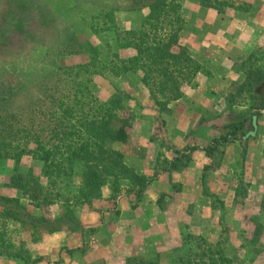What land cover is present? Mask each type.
<instances>
[{
	"label": "rangeland",
	"instance_id": "rangeland-1",
	"mask_svg": "<svg viewBox=\"0 0 264 264\" xmlns=\"http://www.w3.org/2000/svg\"><path fill=\"white\" fill-rule=\"evenodd\" d=\"M225 1L230 6H222L223 12L219 13L201 6L198 0H177L185 21L180 44L189 48L184 44L186 34L206 30L213 21H264V0ZM148 13L147 8H136L132 0H0V106L5 107L7 112L15 110L11 112H15L18 118L36 121L44 129L47 123L40 114L46 111L50 103L59 108L62 103L60 94H63L68 81L62 77L59 67L89 62L86 53L92 52V46L101 56V59L98 57L99 63L93 64L94 74L107 72L101 66V61L113 60L116 56L126 58L133 54L119 47L113 31L118 30L123 34L138 29ZM106 21L115 23L104 28ZM189 50L201 65L198 75L209 76L212 65L207 49H199L195 53L191 48ZM252 55L254 58L248 62L249 54L225 63L223 68L245 72L252 65L264 71V44ZM244 62L246 65L242 64ZM198 75L186 92L195 85ZM94 81L103 101L119 89L120 93L131 98L127 102L132 113L130 133L143 132L145 135L148 130L153 140L160 141L158 144L164 154L171 149L161 120H158L162 114L157 112L155 103L145 89L141 73H126L119 77L107 73L103 77L95 76ZM242 81L234 84L230 93L240 94L237 102H244V105L233 106L252 107L254 101L246 99L251 92L237 91ZM173 105L170 104L163 114L171 112ZM262 107L258 106L256 110ZM220 109L214 114L219 115L218 118L222 114ZM255 113L252 112L250 119ZM55 119L50 121L52 125ZM214 127L222 135L228 131L223 129L224 125ZM238 141L242 143V140H233L219 149L222 153L217 152L213 156L200 199L183 203L177 197L179 191L164 194L159 200L161 213L152 222L141 218V223L135 225L133 219L131 221L129 218L130 222L125 227L120 226L122 222L116 209H121V206L117 203L120 200L117 196L122 194V198L128 202L137 201L130 181H119L120 190L115 193L114 181L109 180L103 189V196L108 198L115 194V202L102 197L91 204L79 206L73 204V195L80 187L81 166L76 169V177L63 178L57 187H50L46 183L47 195L57 203L47 211L48 216L57 219V227L62 223L74 228H59L52 234H42L41 238H38L39 232L33 239V229L29 223L12 224V240L15 243L24 240L30 258L27 261L0 256V264H212L213 259L221 264L220 257L228 260L224 264H264V156L260 160L256 155L249 158L244 148L230 175L222 179H209L213 176V170L221 166L223 149ZM108 143L115 149V142ZM246 165L250 168L247 169ZM44 166L43 162L31 156L24 157L19 163L1 160L0 186L9 181L15 168L19 173L33 172L39 176ZM221 180L227 182L221 186ZM60 194L61 197L58 196ZM0 195L18 196L2 187ZM22 204L29 207L33 216L41 215L29 206L28 201L23 200ZM67 209L72 214H66ZM92 209L99 215L95 216L94 213L92 216L89 213ZM64 216V222H58ZM91 221L94 226L90 228L82 224Z\"/></svg>",
	"mask_w": 264,
	"mask_h": 264
},
{
	"label": "trees",
	"instance_id": "trees-1",
	"mask_svg": "<svg viewBox=\"0 0 264 264\" xmlns=\"http://www.w3.org/2000/svg\"><path fill=\"white\" fill-rule=\"evenodd\" d=\"M198 1L201 6L215 9L219 13L223 12L222 6H230L225 0ZM132 3L138 9L147 8V17L136 30L125 31L123 34L118 30L113 32L116 33L119 47L133 54L126 58L116 56L113 60H103L106 63L101 61V66L107 72L94 74L93 64H98V57L101 59V56L97 48L91 46L92 52L86 53L89 62L59 67L65 81H70H67L63 94H60L61 109L50 103L46 111L40 114L41 119L47 123H44V129L36 121L18 118L15 112H11L15 110H10V113L0 106V161L13 160L19 163L24 157L31 156L45 165L39 176L33 172L22 174L15 168L9 181L0 186L18 194L17 197L14 194L0 195V256L27 261L30 258L25 241L15 243L12 240V224L29 223L33 229V239L39 232L38 238H41L42 234H52L59 228H74L62 223L57 227V219L48 216L47 211L57 203L47 195L45 185L47 183L50 187H57L63 178L67 180L76 177L77 167L81 166L82 170L79 190L73 195V204L77 206L101 199L103 189L112 180L115 193L120 190L119 181L133 183V191L137 196V203L133 205L135 207L143 199L149 185L159 176L160 173L153 177L138 173L125 164L123 153L109 145V141L127 143L130 138L132 113L127 102L131 98L120 93L119 89L103 101L96 91L94 77H103L107 73L117 77L126 73H141L142 83L155 103L157 112L163 114L170 104L183 98L186 88L200 72L201 65L189 48L180 44V33L185 21L177 0H132ZM111 23L115 21H106L104 28L110 27ZM253 58L254 55H250L247 62ZM242 64L246 65L245 62ZM245 72L246 80L237 91L251 92L246 99L251 98L255 103L251 110L257 109L264 101V71L249 65ZM238 96L240 94L230 93L231 105L244 104L237 102ZM257 115L258 110L254 116ZM54 118L52 125L50 121ZM249 119L250 116L226 126L228 131L214 138L205 148L209 156H214L221 146L233 140H242L245 136L242 131ZM158 120H161L164 127L165 121L161 117ZM192 150H177L174 159L162 172L177 169ZM23 200L28 201L29 206L41 215L33 216L29 207L22 204ZM66 214H72V211L67 209ZM65 217L58 222H64ZM220 258L221 264L228 262L226 257ZM212 261V264H217L214 259Z\"/></svg>",
	"mask_w": 264,
	"mask_h": 264
},
{
	"label": "crops",
	"instance_id": "crops-1",
	"mask_svg": "<svg viewBox=\"0 0 264 264\" xmlns=\"http://www.w3.org/2000/svg\"><path fill=\"white\" fill-rule=\"evenodd\" d=\"M184 44L194 53L199 49H207L212 65L210 74L209 76L198 75L195 85L185 93L183 98L174 103L171 112L162 114L161 118L165 121L166 139L171 146L165 154L160 150L158 144L160 141L153 140L152 133H148V130L145 131V135L143 132L130 133L127 143L115 142L114 147L123 153L127 166L147 177L160 173L135 207L133 205L137 202H128L122 198L124 196L122 194L117 196L120 199L117 203L121 209L117 207L116 210L120 215L122 222L120 226L122 227L130 222L129 218L131 221L133 219L135 225L141 223V218L150 222L156 220L161 213L159 200L164 194L179 191L177 197L183 203H191L200 199L202 186H206L207 182V168L211 165L213 158L209 156L205 148L214 138L222 135L220 131L216 132L214 125H224L223 129H225V126L232 120L241 121L257 111L256 109L251 110V105L239 107L231 105L230 89L234 84L245 81L247 73L223 67L227 62L245 58L248 54L252 55L254 50L264 44V21H244L242 23L213 21L206 30L199 29L186 34ZM260 104L263 109L258 110L259 115H253L244 126L242 132L245 136L242 143L238 141L223 149L221 166L213 170V176L209 179L224 178L230 175L229 172L236 168L237 162L244 153V148L247 149L245 153L249 158H254L256 155L260 160L264 156V101ZM219 109L222 113L221 118H218L219 115H214ZM188 148H193V150L188 152V157L179 163L177 169L162 172L174 159L177 150L182 151ZM222 148L224 147L221 146L219 149ZM220 152L219 150L218 154ZM246 168H250L249 165H246ZM226 182L221 180V186ZM103 198L115 202V195L108 196V198L103 196ZM108 212L110 213L111 210ZM89 213H92V216L94 213L95 216L99 215V212H94L93 209ZM95 220L96 218L93 219ZM93 221L89 224L82 222V224L83 226L85 224V228H90L94 226Z\"/></svg>",
	"mask_w": 264,
	"mask_h": 264
}]
</instances>
